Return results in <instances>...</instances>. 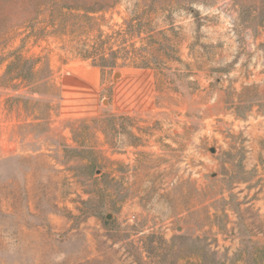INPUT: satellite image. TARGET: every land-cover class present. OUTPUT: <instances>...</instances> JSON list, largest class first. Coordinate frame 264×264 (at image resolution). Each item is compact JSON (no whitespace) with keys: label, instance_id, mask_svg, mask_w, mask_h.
<instances>
[{"label":"rangeland","instance_id":"obj_1","mask_svg":"<svg viewBox=\"0 0 264 264\" xmlns=\"http://www.w3.org/2000/svg\"><path fill=\"white\" fill-rule=\"evenodd\" d=\"M0 264H264V0H0Z\"/></svg>","mask_w":264,"mask_h":264}]
</instances>
